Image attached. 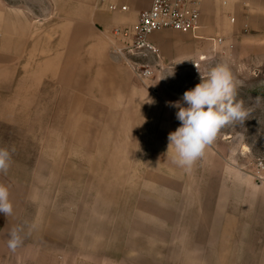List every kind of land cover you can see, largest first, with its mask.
Wrapping results in <instances>:
<instances>
[{
	"label": "crops",
	"instance_id": "crops-1",
	"mask_svg": "<svg viewBox=\"0 0 264 264\" xmlns=\"http://www.w3.org/2000/svg\"><path fill=\"white\" fill-rule=\"evenodd\" d=\"M43 2L51 8H60L56 20L40 15L30 18L19 6H10L0 0V101H12L21 113L26 103L20 101H36L42 85L56 83V101H72L68 107L79 128L66 133L61 127L58 134L61 147L57 151L52 149L51 154L124 157V162L119 165L111 162L100 165L107 170L111 167L115 172L119 170L120 177L125 178V186L131 188L134 157H172L168 135L178 128L174 111L160 99L150 86L151 82L143 84L111 54L112 30L116 27L134 29L152 0H110L117 6L116 12H109L98 0H72L71 4L69 0ZM205 5L216 25L221 22L229 26L228 33L236 32L243 39L264 44V0H238L226 8L214 0H203L200 28L196 32L201 39L166 31L154 33L150 41L161 53H169L174 62L190 60L210 51L212 42L205 47L202 42L205 37L200 35L209 19ZM122 8L126 11H121ZM232 17L234 24L230 22ZM156 34L181 42L159 44ZM204 48L207 49L204 51ZM1 111L0 103V122L5 124H16L24 118L22 113L20 117L8 116ZM155 124L157 128L153 132L150 126ZM70 139L72 147L67 146ZM163 159L156 164L157 182L161 187L153 197L157 205L172 211V224L157 221L162 230L166 226L170 229L169 240H162L172 243L174 252L179 253L178 262L180 253L188 252V263L263 264L264 184L227 167L211 173L216 177L212 181L203 178L198 187L193 171H186L176 164H173V171L165 175ZM96 166L98 164L94 163L88 170L94 173ZM46 168L52 172L53 163L45 165ZM149 172L153 171H148L147 176ZM51 175L37 176L36 163L28 188H21L0 176V184L9 188L13 204L11 216L0 213V264H44L36 261L38 252L43 251L46 229L38 231V214L28 227L27 205L34 204L41 212V203L47 202ZM38 181L43 182L44 189ZM146 184L149 186V181ZM38 193L42 196L39 201ZM137 211L141 212V209ZM136 218L144 222L140 215ZM17 227L23 229V243L13 252L7 241L9 232ZM131 237L138 238L148 247L150 241L165 245L163 241L150 238L142 227L133 230ZM201 253L204 257L199 259Z\"/></svg>",
	"mask_w": 264,
	"mask_h": 264
},
{
	"label": "rangeland",
	"instance_id": "rangeland-1",
	"mask_svg": "<svg viewBox=\"0 0 264 264\" xmlns=\"http://www.w3.org/2000/svg\"><path fill=\"white\" fill-rule=\"evenodd\" d=\"M5 2L10 6H19L30 18L40 15L54 21L60 16V8L56 6L51 8L43 0ZM71 2L72 0H69L70 4ZM208 8L207 6L206 12L209 19L204 23V30L200 31V35L205 37L202 42L205 46L211 43L210 38L219 36L233 39L234 52L231 56L221 57L220 63L229 64L235 78L240 82L237 98L243 99L246 107H253V111L242 124L229 125L221 129L215 142L206 149L205 155L194 164L191 170L196 178L194 183L195 185L198 183L200 187L203 178L212 181L216 177H212L211 173L228 167L240 171L259 184H264V104L255 107V98H264V44L243 39L237 36L236 32L228 33L229 26L221 22L216 25L210 18L211 11ZM155 38L159 44L175 45L181 42L162 34H156ZM205 49L207 48H204V51ZM160 55L158 64L152 63L154 75L150 86L169 106L167 102L180 101L185 91L193 89L201 82V77L191 72L192 59L174 62L169 53L160 51ZM57 88L56 83L42 85L37 92L36 101H20L26 103L24 111L21 112L24 118L20 122L16 124L0 122V148H7L11 152L10 167L7 173L0 172V176L12 184L20 185L21 188H28L35 174L36 163L37 176L52 174L47 187V202L41 203V212L34 204L27 205L28 227L34 215L38 214V231L44 232L46 229V241L44 240L43 251L38 252L36 263L220 264L188 263L190 256L188 252L180 253L179 263V253L174 252L172 243L167 244L171 236L167 235L170 229L166 226L162 230L157 220L172 224L173 214L170 208L157 205L153 197L156 196L158 187H161L157 182L156 164L163 158L158 159L154 155L134 157L133 182L132 187L128 188L125 186V178L120 177L122 173L119 170L115 172L112 170L113 167L107 170L105 166L100 165H108L109 162L112 165H119L121 161L124 162V157L51 154L52 149L57 151L61 147L58 136L61 127L66 133L77 131L79 128L75 115L68 107L72 101H56ZM52 98L54 101H50ZM0 103L3 115H21L12 101ZM170 108L176 117L179 109L172 106ZM176 121V125L180 127L181 122L178 119ZM150 128L154 132L157 125ZM72 145L73 141L70 139L67 146ZM163 160L165 167L163 172L169 175L175 163L172 157H165ZM50 162L53 163L52 172L49 168L45 169V165H49ZM94 163L98 166L93 173L88 168ZM61 166L64 167V171L61 170ZM65 168H68V171ZM148 171L153 172H149L147 176ZM147 181L149 186L146 184ZM39 183L44 189L43 182L38 181ZM165 185L168 186V183L165 182ZM41 198L38 193L37 201ZM137 209H141L142 214L136 212ZM138 215L144 222L136 218ZM140 227L148 231L150 238L161 243L163 241L165 245L150 241L148 247L137 240L138 238H132L133 230L136 231ZM203 257V253L198 256L199 259Z\"/></svg>",
	"mask_w": 264,
	"mask_h": 264
},
{
	"label": "clouds",
	"instance_id": "clouds-1",
	"mask_svg": "<svg viewBox=\"0 0 264 264\" xmlns=\"http://www.w3.org/2000/svg\"><path fill=\"white\" fill-rule=\"evenodd\" d=\"M239 84L229 64L218 63L201 74V82L185 91L180 101L167 102L179 109L176 118L181 122V126L168 135L173 163L190 172L222 128L242 124L249 118L253 107H246L245 101L237 98ZM261 104L264 98L256 97L255 107ZM10 161L11 152L0 148V172L7 173ZM0 213L6 217L13 214L10 191L4 184H0ZM22 231L17 227L9 232L7 246L13 252L23 243Z\"/></svg>",
	"mask_w": 264,
	"mask_h": 264
},
{
	"label": "built area",
	"instance_id": "built-area-1",
	"mask_svg": "<svg viewBox=\"0 0 264 264\" xmlns=\"http://www.w3.org/2000/svg\"><path fill=\"white\" fill-rule=\"evenodd\" d=\"M226 8L238 0H214ZM106 5L109 12L118 11L110 0H98ZM203 0H152L151 6L139 18L134 29L116 27L112 30L111 54L121 60L143 84H148L153 75L152 63L158 64L160 50L150 41V36L157 32H176L182 35H196L202 18ZM121 11H126L122 8ZM232 24L235 18H230ZM212 49L195 56L190 62L191 72L201 77L209 68L220 63L221 57L231 56L235 49L231 37L211 38ZM201 73V74H200Z\"/></svg>",
	"mask_w": 264,
	"mask_h": 264
}]
</instances>
